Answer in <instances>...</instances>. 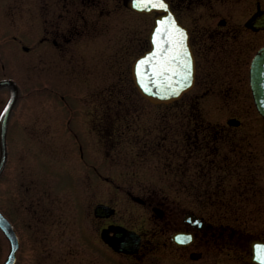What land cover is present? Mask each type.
<instances>
[{
    "label": "flooded vegetation",
    "instance_id": "af4514ba",
    "mask_svg": "<svg viewBox=\"0 0 264 264\" xmlns=\"http://www.w3.org/2000/svg\"><path fill=\"white\" fill-rule=\"evenodd\" d=\"M168 1L187 29L195 68L192 87L165 104H152L138 92L125 101L110 96L103 100L92 97V104L107 105L101 112L103 116L99 119L100 112L96 116L91 112L94 119L89 127L80 131L82 134L75 128L65 130L75 137L90 136L86 142H92L95 137L98 144L99 138L103 140L101 137H111L116 132L107 127L112 124L110 105L114 101L129 106L137 100L157 107L161 110L154 117L158 121V135L154 139L136 141L130 134L126 136L127 142H137L146 154L160 152L164 166L171 168L172 179L186 187L178 186L166 192L143 183L135 188L129 185L134 177L99 175L95 161L86 160L94 173L87 176L93 184L92 191L80 192L76 197L75 230L68 240L79 247L80 262L88 259L87 264H260L259 251L253 242L264 241V120L253 100L250 63L264 46V24L253 25V22L264 23L263 16L259 15L264 7L260 0H255L249 15L236 18L216 13L192 15L189 10L195 0ZM196 3L208 6L203 0ZM52 26L50 22L39 39H51L57 44V38H66V35L72 38L78 33L77 26L68 30ZM137 44V55L150 47L148 31ZM133 59L128 65L132 86ZM4 79L15 81L18 96L9 112L7 159L0 173V184L10 175L8 134L20 97L15 77L1 75L0 81ZM2 92L7 94V99L0 106V122L11 94L10 85L0 86ZM199 104L237 106L234 111L221 109L211 113L196 111ZM130 109L123 108L124 117L132 113ZM77 143L82 159V140ZM93 147L90 143V150ZM11 179H14L12 175ZM196 185H203L198 194ZM18 201L14 195L12 212H17ZM39 201L31 199L26 205L31 224L43 219L42 214L34 216L32 213ZM3 205L1 199L0 211L14 227L20 247L16 221ZM98 206L101 207L96 210ZM0 234L4 235L1 228ZM186 237L191 239L186 240Z\"/></svg>",
    "mask_w": 264,
    "mask_h": 264
},
{
    "label": "rangeland",
    "instance_id": "374dc122",
    "mask_svg": "<svg viewBox=\"0 0 264 264\" xmlns=\"http://www.w3.org/2000/svg\"><path fill=\"white\" fill-rule=\"evenodd\" d=\"M197 1L189 10L192 15L216 13L238 18L249 15L255 0H203L207 7ZM260 1L264 7V0ZM152 17L129 10L123 0H0V76L15 77L20 89L8 134V172L14 179L9 175L0 184V200L21 236L15 264H87L88 259L80 262L79 247L68 240L75 230L76 197L92 191L87 176L94 173L86 160L95 161L99 175L134 177L129 185L135 188L143 183L166 192L186 187L172 179L171 168L164 166L160 152L146 154L137 142H127L130 134L136 141L158 135L154 117L161 110L157 107L137 100L129 106L114 101L110 105L112 124L107 127L116 132L99 138L98 144L95 137L86 142L90 136L75 137L65 130L75 128L82 134L94 119L91 112H100L99 119L103 116L107 105L92 104V97L125 101L137 95L129 83L128 65L138 54L137 42L149 31ZM50 22L54 28L67 30L77 26L78 33L57 38V44L39 39ZM0 97L1 106L7 94L2 92ZM236 106L199 104L195 110L234 111ZM123 108H131L132 113L124 117ZM78 140L83 143L82 159ZM202 188L196 185V194ZM14 195L19 198L17 212L11 211ZM31 199L41 200L32 211L34 216L42 214L36 224H31L26 206ZM8 250V240L0 234V264Z\"/></svg>",
    "mask_w": 264,
    "mask_h": 264
},
{
    "label": "water",
    "instance_id": "95a60500",
    "mask_svg": "<svg viewBox=\"0 0 264 264\" xmlns=\"http://www.w3.org/2000/svg\"><path fill=\"white\" fill-rule=\"evenodd\" d=\"M166 3V9H159V8H152L149 7L147 9H141L138 7H134V0H126L127 6L139 13H156L154 17L153 26L149 32V40L151 42V47L147 50L143 55L136 58V60L132 63V78L133 81L139 90V92L148 98L153 103H167L174 99H176L180 94L187 90L193 81V73H194V60L192 56V52L190 46L187 42V31L186 28L182 26L179 20L176 17V14L172 11L170 4L168 1L164 0ZM259 15L263 16L264 12L260 13ZM171 17V20L175 22L177 28H179L184 33V49L186 50V56L191 60V83L190 85L183 86V90L180 91L179 95H170L171 89L167 87V84L164 82V77L155 76L154 73L157 71L159 65L157 64L158 61H163L164 59V51L160 47L161 44L164 43L163 40L160 39L163 36L162 32H158V28H164L165 24L168 22V18ZM164 22V23H162ZM263 22H253L255 26H262ZM154 38H156V43L154 44ZM168 45H164V48H167ZM154 53H159V55H155ZM142 61H147V63H141ZM138 66L140 69V75L138 76ZM167 67L174 68V64H168ZM183 75V73H180ZM167 76H171L172 73H166ZM179 77L173 76L172 80L169 81L171 83L172 88H179L181 87L180 84L176 83ZM155 83H152V81ZM250 83L251 89L253 93V98L255 105L260 112V114L264 118V46L259 49L256 53L254 58L252 59L250 65ZM4 84H9L11 86V97L9 103L6 107L7 111H4L1 122H0V173L2 172L5 162H6V128L8 123V117L10 108L13 105L16 97H17V87L14 81L12 80H2L0 81V86ZM145 86L147 87V91L145 90ZM101 206H98L100 208ZM0 227L5 233L6 237L10 241V252L8 257L6 258L3 264H14L16 259V249L18 247V237L11 225V223L2 215L0 212Z\"/></svg>",
    "mask_w": 264,
    "mask_h": 264
},
{
    "label": "snow or ice",
    "instance_id": "6c2138e0",
    "mask_svg": "<svg viewBox=\"0 0 264 264\" xmlns=\"http://www.w3.org/2000/svg\"><path fill=\"white\" fill-rule=\"evenodd\" d=\"M133 6L141 9H147L149 7L166 9V3L164 0H134ZM157 31L163 33V36H161L160 39L163 40L164 43L161 44L160 47L164 51V59L162 62H157L159 67L154 75L164 77V82L167 84V87L171 89L170 95H179L180 91L183 90V86L190 85L191 83V60L186 56V50L184 49V33L177 28L175 22L171 20V17L168 18V22L165 24V27L158 28ZM156 42V38H154V44ZM165 44L168 45L167 48H164ZM155 55H159V53H154V56ZM141 63H147V61H142ZM168 64H174L175 67L169 68L167 67ZM168 72H171L172 75L167 76L166 73ZM181 72L183 75L180 74ZM139 75L140 69L138 66V76ZM173 76L179 77V79L175 82L180 84L181 87L172 88L169 81L172 80ZM152 83H155V81L153 80ZM145 90L147 91L146 86ZM5 111H7V109H5ZM185 239L190 240L191 237H186ZM259 253L260 254L257 256V259L260 264H264V249H260Z\"/></svg>",
    "mask_w": 264,
    "mask_h": 264
}]
</instances>
